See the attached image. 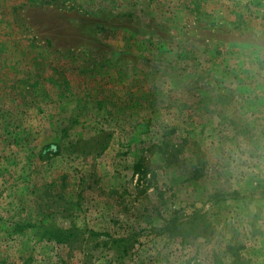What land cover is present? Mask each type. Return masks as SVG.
Here are the masks:
<instances>
[{
  "label": "rangeland",
  "instance_id": "rangeland-1",
  "mask_svg": "<svg viewBox=\"0 0 264 264\" xmlns=\"http://www.w3.org/2000/svg\"><path fill=\"white\" fill-rule=\"evenodd\" d=\"M0 264H264V0H0Z\"/></svg>",
  "mask_w": 264,
  "mask_h": 264
},
{
  "label": "trees",
  "instance_id": "trees-1",
  "mask_svg": "<svg viewBox=\"0 0 264 264\" xmlns=\"http://www.w3.org/2000/svg\"><path fill=\"white\" fill-rule=\"evenodd\" d=\"M162 148V147H161ZM135 172L139 175V181L146 186H153L151 183L152 178H149V174L156 176V172L151 169L148 164L145 163V158L140 157L134 165ZM199 213L197 211L187 215L185 218L179 214H175L173 217L166 220L162 227V232L167 233L170 236L180 235L183 237V242H188L195 237V229L198 223ZM38 230V234L42 237L48 235V239H55L58 242L69 243L72 245L75 241L80 239L81 233L74 229H57L51 231V225L47 223H41L35 226ZM101 231H95L92 228L83 227V240L93 239L94 237L101 236ZM106 239L101 241L107 248L114 252L117 259L121 260L128 257L134 251L135 239L134 233H128L117 235L109 231L104 232Z\"/></svg>",
  "mask_w": 264,
  "mask_h": 264
}]
</instances>
